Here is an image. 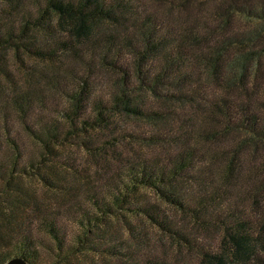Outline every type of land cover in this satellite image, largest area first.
I'll list each match as a JSON object with an SVG mask.
<instances>
[{
	"label": "trees",
	"instance_id": "trees-1",
	"mask_svg": "<svg viewBox=\"0 0 264 264\" xmlns=\"http://www.w3.org/2000/svg\"><path fill=\"white\" fill-rule=\"evenodd\" d=\"M142 3L143 0H0V44L15 42L30 53L45 58L57 56L61 64L74 56L84 67L76 75L52 76L58 93L68 100L67 106L53 109L65 118L39 115L42 112L36 102H41L43 108L49 106L45 94L37 88L12 98L18 113L16 122L5 107H0V264L16 255L30 264H102V258L103 264H185L119 240L104 228L108 217L143 213L162 229L183 235L182 226L158 203L140 196L142 186L158 188L167 200L196 219L225 225L234 250L231 256L208 254V264H264V255L256 253L257 239L247 231L245 219L228 214L233 212L231 209L213 208L229 196L227 180L231 170L223 179L218 177L205 153L194 146L170 158H144L128 164L104 182L88 184L63 206L46 204L25 187L27 176L40 175L50 180L46 167L55 165L51 162L75 165L74 158L58 148L74 134L79 135L83 127L102 126L109 118V110L123 105L134 112H148L129 98L128 91L159 83L162 73L187 80L198 69L194 63L195 43L190 39L195 37L193 29L185 34L152 14L141 15ZM236 9L256 15L253 8L241 3ZM54 15L59 17L57 34ZM106 19L134 28L142 35L141 40L134 41L126 30L119 38L113 32L102 33L99 23ZM37 34L48 39L37 40ZM131 52L136 55L139 84L132 79ZM158 57L162 58L163 70L155 66ZM102 65L122 71V95L110 97L102 92ZM221 110L226 125L264 136L258 114L247 105L226 100ZM20 126L26 135L43 143L45 151L30 154ZM82 141L95 147V152H102V140ZM184 181L198 185L197 190L180 183ZM258 237L264 239V228Z\"/></svg>",
	"mask_w": 264,
	"mask_h": 264
},
{
	"label": "rangeland",
	"instance_id": "rangeland-1",
	"mask_svg": "<svg viewBox=\"0 0 264 264\" xmlns=\"http://www.w3.org/2000/svg\"><path fill=\"white\" fill-rule=\"evenodd\" d=\"M237 3L253 8L256 15L238 11ZM263 7L264 0H143L141 15L152 14L165 24L181 28L185 34L193 29L195 37L190 39L195 43L194 63L198 69L187 80L162 73L159 83L128 91L129 98H134L148 112H134L123 105L109 110V118L102 126L83 127L79 135L65 140L60 149L57 145L59 152L74 158L75 165L51 162L55 165L46 169L53 181L31 175L25 178V187L40 201L63 206L80 195L88 184L104 182L128 164L144 158H170L183 148L194 146L205 153L218 177L223 179L231 170L227 180L229 196L213 208L231 209L233 212L228 214L245 219L247 231L257 239L256 253L264 255V239H258L264 228V136L226 125L221 110L226 100L247 105L258 114L259 124L264 128ZM54 18L57 34L59 17ZM99 25L102 33L113 32L119 38L126 30L134 41L141 40L137 30L120 21L106 19ZM37 37L48 39L41 34ZM135 56L133 52L129 54V67L132 79L139 84L141 77L135 68ZM156 60V68L163 70L162 58ZM64 61L61 64L57 56L45 58L30 53L15 42L0 44V107L6 108L14 122L18 113L12 98L35 88L42 90L49 106L43 108L41 102H36L38 111L45 113L39 115L65 118L53 109L67 106L68 100L58 93L52 76L76 75L84 67L74 56ZM100 71L102 92L110 97L122 95V71L103 65ZM21 131L30 154L45 151L43 143L26 135L22 127ZM83 138L102 140V152L88 147ZM180 183L194 190L198 187L188 181ZM139 193L158 203L178 222L183 235L162 229L143 213L124 212L108 217L104 226L114 237L185 264H208V254L231 256L234 246L225 225L194 218L167 200L156 187L142 186Z\"/></svg>",
	"mask_w": 264,
	"mask_h": 264
},
{
	"label": "water",
	"instance_id": "water-1",
	"mask_svg": "<svg viewBox=\"0 0 264 264\" xmlns=\"http://www.w3.org/2000/svg\"><path fill=\"white\" fill-rule=\"evenodd\" d=\"M2 264H30L21 256H13Z\"/></svg>",
	"mask_w": 264,
	"mask_h": 264
}]
</instances>
